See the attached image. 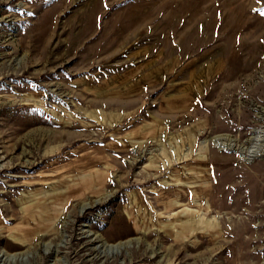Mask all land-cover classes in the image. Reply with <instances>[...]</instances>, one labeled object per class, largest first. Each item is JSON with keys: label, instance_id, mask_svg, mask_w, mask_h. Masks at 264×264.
Returning <instances> with one entry per match:
<instances>
[{"label": "rangeland", "instance_id": "rangeland-1", "mask_svg": "<svg viewBox=\"0 0 264 264\" xmlns=\"http://www.w3.org/2000/svg\"><path fill=\"white\" fill-rule=\"evenodd\" d=\"M264 0H0V264H264Z\"/></svg>", "mask_w": 264, "mask_h": 264}, {"label": "snow or ice", "instance_id": "snow-or-ice-1", "mask_svg": "<svg viewBox=\"0 0 264 264\" xmlns=\"http://www.w3.org/2000/svg\"><path fill=\"white\" fill-rule=\"evenodd\" d=\"M262 14H264V13H262Z\"/></svg>", "mask_w": 264, "mask_h": 264}]
</instances>
